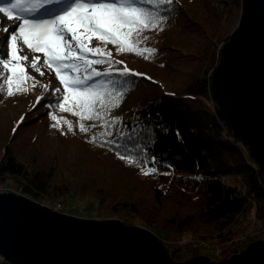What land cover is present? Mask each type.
<instances>
[{
  "label": "trees",
  "instance_id": "1",
  "mask_svg": "<svg viewBox=\"0 0 264 264\" xmlns=\"http://www.w3.org/2000/svg\"><path fill=\"white\" fill-rule=\"evenodd\" d=\"M141 7L153 20L139 40L132 25L116 42L97 39L92 49L76 43L65 53L72 57L66 61L68 68L43 56L36 61L39 71L28 61L15 64L9 57L0 58L9 64L5 69L0 63V107L20 96L32 98L1 146L0 190H14L55 210L60 203L63 213L70 199L88 202L128 225L138 221L159 238L191 233L223 242L241 231L242 215L251 212L264 228V173L243 141L232 135L211 95V75L230 38L223 26L230 12L228 0H174L171 5L153 0ZM196 32L198 40L192 38ZM183 37L187 46L181 43ZM185 58L193 66L181 71ZM13 65L24 73L13 76ZM58 67L60 76L70 81L92 75L96 87L83 97L74 96L56 75ZM125 68L142 75H124ZM169 69L176 76L182 73L171 85L164 78ZM54 87L61 91L53 92ZM62 95L68 98L57 103ZM41 118L57 134L53 137L60 138L54 145L48 142L51 135L34 131ZM81 124L87 131H81ZM22 128L29 132L23 139L27 154L13 145ZM43 148L48 149L45 158ZM86 148L112 155L131 168L135 180L95 172L85 158ZM144 165L155 173L142 180L139 171ZM223 175L240 176L246 189L226 184ZM137 182L148 187L147 195L139 192ZM169 201L173 207H165ZM200 228L205 233L195 234ZM180 250L174 251V259ZM221 251L227 256L235 253L230 248ZM0 264L14 263L0 258Z\"/></svg>",
  "mask_w": 264,
  "mask_h": 264
},
{
  "label": "water",
  "instance_id": "2",
  "mask_svg": "<svg viewBox=\"0 0 264 264\" xmlns=\"http://www.w3.org/2000/svg\"><path fill=\"white\" fill-rule=\"evenodd\" d=\"M211 95L264 173V0H242L239 24L211 75ZM0 258L14 264H264V240L221 261L198 255L177 262L146 227L77 217L0 190Z\"/></svg>",
  "mask_w": 264,
  "mask_h": 264
},
{
  "label": "snow or ice",
  "instance_id": "3",
  "mask_svg": "<svg viewBox=\"0 0 264 264\" xmlns=\"http://www.w3.org/2000/svg\"><path fill=\"white\" fill-rule=\"evenodd\" d=\"M174 0H163V3L171 5ZM153 0H0V13H4L7 17H11L13 12L18 14V19L21 23L16 25L13 30L5 29L7 37L4 42L7 44L12 41L11 56L13 60L17 59L16 45L17 32L19 38L24 45L33 52H43L53 62L60 63V67H70L69 61L72 57L66 55L61 48V41L65 46H70L72 42H76L79 47L80 37L79 33L83 30L85 33L91 35L97 33V39L106 41V38L116 42L121 38L122 30L129 28L132 25L136 26L135 37L139 40L143 33L150 30L153 17L151 13L146 15V10L141 5H150ZM28 13V15H23ZM160 20L165 17H159ZM147 39V37H143ZM107 42V41H106ZM7 53L0 52V58L7 56ZM84 59L83 57H77ZM24 61H28L27 56L20 57ZM38 58H33L31 67L39 71L36 61ZM101 60L97 59L96 63ZM5 69L9 68L6 59H0ZM122 63V62H121ZM51 67V64L48 65ZM24 68H18L13 65L10 72L13 76L17 73L23 74ZM124 75H142L138 73H131L127 68L123 69ZM43 75V73H40ZM56 75L60 77L61 83L65 88H69L74 96L83 97L90 89L96 87L93 81V76L88 75L81 79L68 80L60 76L59 67L56 69ZM96 77L102 75L100 72H94ZM107 75V73H103ZM150 79V78H149ZM11 83V80H9ZM53 92H60L59 87H54ZM13 93L8 92L11 96ZM67 96H61L57 103L61 100L67 99ZM98 103L103 104L102 101L97 100ZM67 110V109H64ZM51 116V113H49ZM53 120L55 116L51 117ZM90 119L93 117H89ZM99 118V114H96ZM57 125H53L56 127ZM81 131H87L84 126L80 125ZM68 129H72V125H68ZM167 132V129H164ZM178 139H179V134ZM155 161V157L152 158ZM171 167V166H169Z\"/></svg>",
  "mask_w": 264,
  "mask_h": 264
},
{
  "label": "rangeland",
  "instance_id": "4",
  "mask_svg": "<svg viewBox=\"0 0 264 264\" xmlns=\"http://www.w3.org/2000/svg\"><path fill=\"white\" fill-rule=\"evenodd\" d=\"M228 8L230 9V12L227 15V17L224 18L223 26L225 27V31L227 30L229 36H231V34L237 28V26L239 24V19L241 18L242 0H228V7H226V10H229ZM23 15H28V13H24ZM21 22L22 21L18 19V14L16 12H13L11 17H7L4 13H0V52L7 53L8 55L6 57H9V60H12L13 62H15V64H17V63L19 64L22 62L24 64H27V61L20 59V57H23V56H27L28 62L31 64L33 63L34 57H36V58H39V56L40 57L41 56L47 57V56L43 55V54H45L43 52L31 51L27 47V45L23 44V41L19 38V33L17 32V40L14 42L16 45L17 59L16 60L12 59L11 44L13 42L9 41L7 44L4 42V39L7 37V33L5 32V29L13 30L16 28V25L18 23H21ZM97 36H98L97 33H92L91 35H89V34L85 33L83 30H81V32L79 33V37H80V41H81L80 44L88 47L89 49H92L94 47V45L99 44V42L97 41ZM186 37H188V36H186ZM192 38H194L195 40H198L199 39V33L196 32L192 36ZM184 39H185V37H183L181 39V43H183L184 45L187 46V43H186V41H184ZM75 44H76V42H72V44L70 46H65L63 41H61V48L63 49L64 53L68 54L70 51V48H73L75 46ZM189 51H190V49H186V51H185L186 56H190L192 54V52H189ZM180 52L181 51H179V53ZM189 59L190 58L184 59L181 66H179V70L185 71L188 69V67L193 66L190 62H188ZM192 59H193V57H191V60ZM47 61H48V59H46V58H45V61L43 60V62H47ZM41 72H43L42 67H41ZM44 72H46V70H44ZM168 72L170 73V74H166L168 77H164V78H168L170 80L169 82H167L168 85H171L173 82H176V79L178 78V76L179 75L181 76V74H182L179 72L178 75L176 76L177 73H175V70L170 71V69ZM171 72H173V73H171ZM173 74L176 77L173 78L172 77ZM170 78H172V79H170ZM31 100H32L31 97L20 96L16 100H11L10 102L8 101L7 103H5L6 105H4L3 107H0V149H1V146L4 144V142L6 143L9 139V128L11 127L13 121L18 117V115L21 113V111L25 110V107H26L25 105L28 104ZM36 111H38V110H36ZM34 126L38 127V128H34V131L41 132V134H45L48 136L51 135L52 138L50 137L51 142L48 141L49 143L54 145L60 139V138L56 139L55 137H53L54 135H57V134L53 133V131H50L47 128L48 125L43 118H41V120H39V122ZM58 126H63V124L58 123ZM47 130L49 132H47ZM57 133H59V132H57ZM28 134H29L28 130L22 128L21 131L19 132V135L17 137H15V139L13 140V142H14L13 145H14L17 152L23 153V154L29 153V150L25 144L26 142H23V139ZM61 135H63V134H61ZM75 135L77 136V134H75ZM58 143L64 144L65 142H58ZM43 151H44L43 158H45V154L48 153V149L43 148ZM85 152H86L85 158L90 159L91 169L94 170L95 172L101 173L104 175L106 173L110 174V175H112L111 177L115 180H118V179L135 180L136 177L131 172V168L126 167L125 165H123L122 162L114 159V157L112 155L107 154V153L105 154V152H103L101 150L93 149V148L89 149V150L86 148ZM153 173H155L154 170H152V169L148 168L146 165H144L140 168V171H139L140 176L139 177H141V179L144 180V179H147L148 177H150ZM143 183L144 182H141V183L137 182L135 184V186H136V188H138V190L141 194L147 195L149 193L148 187L146 185H144ZM67 203H68V206L66 207V211H68L70 214H75L77 212V208H79L80 205H83L86 209V212H85V215H80L82 218H85V217L86 218H96V219L118 218V217H114V216L103 215V213L101 211L102 209H98V208L96 209L94 207L92 208L91 207L92 205L89 204L88 202L78 203V201L76 202L74 199H70L69 202H67ZM43 204L47 205V203H43ZM172 205L173 204H170V201H169L165 204V207H171ZM133 223H136L134 225L143 226L141 223L138 224V221H135V220ZM143 227H145V226H143ZM203 230H204L203 228H200L198 231H196V233L195 232L194 233L197 235H200V233H205ZM190 237H194V235L191 233H185V234H182L179 236H174L171 238H172V240L175 241V240H178L179 238H190ZM197 237H200V236H197ZM200 238H202V237H200ZM179 254H180V256H176L175 259L173 258L177 262L187 261L190 258H192L194 256H198V255L209 256L210 258L215 259V261H221V260H224V259H227L230 257V256H227L224 253H222L220 247H209V248L200 247L197 249L192 248V247H182Z\"/></svg>",
  "mask_w": 264,
  "mask_h": 264
},
{
  "label": "built area",
  "instance_id": "5",
  "mask_svg": "<svg viewBox=\"0 0 264 264\" xmlns=\"http://www.w3.org/2000/svg\"><path fill=\"white\" fill-rule=\"evenodd\" d=\"M222 180L228 185L235 184L240 188H243L244 190L246 189V185H243L242 178L240 176L223 175ZM60 209H64V207L59 203L56 206V210L59 211ZM85 212V207L83 205H80L79 208H77V212L72 215L81 217L80 215H85ZM64 213L70 214L68 211ZM241 224V231L223 242L212 243L208 239L200 238L197 236L190 238H179L178 240L174 241L172 240V238H167L163 235L160 239L164 246L169 250V253L172 255V257L174 251L178 248L182 249V247H192L196 249L200 247H220L221 250L222 248H230L235 251V253L233 254H236L243 250L249 243L257 240H264V228H261L260 219L256 213L251 212L242 215ZM212 260L215 261V259Z\"/></svg>",
  "mask_w": 264,
  "mask_h": 264
}]
</instances>
